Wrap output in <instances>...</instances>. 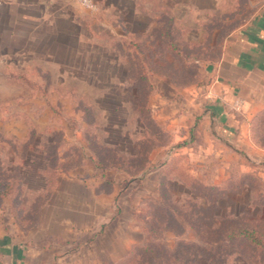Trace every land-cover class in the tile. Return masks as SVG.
<instances>
[{
	"label": "rangeland",
	"instance_id": "rangeland-1",
	"mask_svg": "<svg viewBox=\"0 0 264 264\" xmlns=\"http://www.w3.org/2000/svg\"><path fill=\"white\" fill-rule=\"evenodd\" d=\"M35 1L0 36V239L26 264H264L205 233L230 210L264 233V78L247 125L194 113L249 1Z\"/></svg>",
	"mask_w": 264,
	"mask_h": 264
},
{
	"label": "crops",
	"instance_id": "crops-1",
	"mask_svg": "<svg viewBox=\"0 0 264 264\" xmlns=\"http://www.w3.org/2000/svg\"><path fill=\"white\" fill-rule=\"evenodd\" d=\"M211 1L217 4L221 0ZM248 1L251 12L247 20L226 32L218 57L209 64L210 79L200 85V106L194 113L201 115L202 122L219 118L228 126H239L240 118L247 125L254 112L250 95L256 88L249 89V83L254 82L253 76L264 78V0ZM29 6L30 0H0V36L12 33L13 8H19L20 21H27ZM244 108L246 112H236ZM0 244V264H26L21 244L6 238L0 239Z\"/></svg>",
	"mask_w": 264,
	"mask_h": 264
},
{
	"label": "trees",
	"instance_id": "trees-1",
	"mask_svg": "<svg viewBox=\"0 0 264 264\" xmlns=\"http://www.w3.org/2000/svg\"><path fill=\"white\" fill-rule=\"evenodd\" d=\"M162 15H164V13ZM171 26H172V17H169L166 19V22L163 24L162 30L159 33L161 38L163 39L160 40L159 43L163 45L164 49L168 51H176V53H179L180 52L179 46L175 44L172 37ZM124 30L126 32L134 33V29H131L130 27L127 26L125 27ZM129 44L132 45L134 49H138L141 52V49L135 40H130ZM141 75H143V73ZM198 116L199 115H197V117ZM4 186L6 187L7 185L4 183ZM210 190L212 191L214 190L217 192V194H221V195L225 193L224 190L217 189L214 187L208 188V191ZM1 193H2L1 197H3L4 194L6 193V189L3 188ZM253 205L264 206V201H261L258 204H253ZM214 215L216 217H219L220 220L215 222V224L211 225L213 228L209 231H206L205 233H213V234L216 233L218 235V240L212 242V243H216L217 248L221 249V247H231L232 245L238 243L239 246L244 245L245 247L251 248L253 251L264 250V233H260L255 228L246 224L247 223L246 219H244L243 221H238L236 216L237 213L232 212V210H230V212H222V213L215 212ZM212 243L208 242V245L210 246ZM143 248L144 251L149 252V254L147 255L148 257L145 258V262L149 264H156L158 262V259H160V257H158V253L152 249L150 244H147ZM202 249H208V248L203 247ZM169 252L171 253V257H170L171 259L173 258L174 260H178L180 258L177 255L173 256L171 251ZM170 258L168 261H170ZM130 260L132 259L130 258Z\"/></svg>",
	"mask_w": 264,
	"mask_h": 264
},
{
	"label": "built area",
	"instance_id": "built-area-1",
	"mask_svg": "<svg viewBox=\"0 0 264 264\" xmlns=\"http://www.w3.org/2000/svg\"><path fill=\"white\" fill-rule=\"evenodd\" d=\"M82 4H84L87 7H92L93 6V2L92 0H80Z\"/></svg>",
	"mask_w": 264,
	"mask_h": 264
}]
</instances>
